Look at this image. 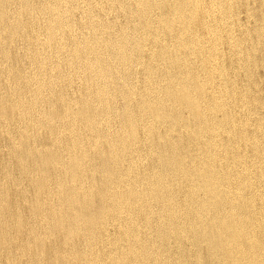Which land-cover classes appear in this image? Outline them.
<instances>
[{"label":"bare ground","instance_id":"bare-ground-1","mask_svg":"<svg viewBox=\"0 0 264 264\" xmlns=\"http://www.w3.org/2000/svg\"><path fill=\"white\" fill-rule=\"evenodd\" d=\"M0 264H264V0H0Z\"/></svg>","mask_w":264,"mask_h":264}]
</instances>
